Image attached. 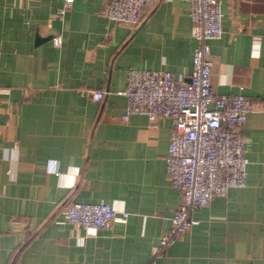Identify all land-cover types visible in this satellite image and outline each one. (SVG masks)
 Masks as SVG:
<instances>
[{
    "label": "crops",
    "instance_id": "0c3cea01",
    "mask_svg": "<svg viewBox=\"0 0 264 264\" xmlns=\"http://www.w3.org/2000/svg\"><path fill=\"white\" fill-rule=\"evenodd\" d=\"M106 1L73 0L60 17L62 0H0V264H264V0H220L223 30L207 39L212 89L253 100L247 184L193 207L197 222L154 257L183 198L165 170L171 121L123 119L118 90L132 67L188 76L190 3H145L131 26ZM68 200L108 201L116 217L73 224Z\"/></svg>",
    "mask_w": 264,
    "mask_h": 264
},
{
    "label": "built area",
    "instance_id": "2783aa9c",
    "mask_svg": "<svg viewBox=\"0 0 264 264\" xmlns=\"http://www.w3.org/2000/svg\"><path fill=\"white\" fill-rule=\"evenodd\" d=\"M154 1L107 0L105 14L134 26L144 18V4ZM188 1L191 33L196 39L188 76L178 78L168 68L132 67L125 87L118 90L125 95L123 119L139 112L147 115L148 125H156L157 117L171 121L165 170L183 198L170 216L169 227L153 245L152 257L163 254L179 234L197 222L190 214L193 207L209 203L214 195L226 194L231 186L247 184L243 124L253 100L243 92L212 89L207 39L222 33L220 0ZM72 2L62 0L55 14L62 17ZM87 90L95 99L106 92L100 87ZM63 211L69 222L81 226L110 227L116 217L115 208L105 200H68ZM126 214V210L121 211L122 216ZM146 264H152L151 260Z\"/></svg>",
    "mask_w": 264,
    "mask_h": 264
}]
</instances>
